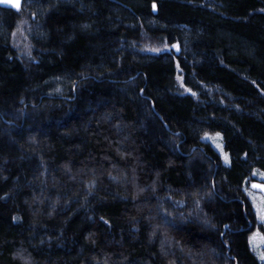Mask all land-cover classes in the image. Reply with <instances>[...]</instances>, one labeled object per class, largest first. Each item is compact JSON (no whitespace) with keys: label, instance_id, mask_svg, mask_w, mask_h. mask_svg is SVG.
Wrapping results in <instances>:
<instances>
[{"label":"trees","instance_id":"1","mask_svg":"<svg viewBox=\"0 0 264 264\" xmlns=\"http://www.w3.org/2000/svg\"><path fill=\"white\" fill-rule=\"evenodd\" d=\"M254 169L264 0L0 6V264H260Z\"/></svg>","mask_w":264,"mask_h":264},{"label":"rangeland","instance_id":"2","mask_svg":"<svg viewBox=\"0 0 264 264\" xmlns=\"http://www.w3.org/2000/svg\"><path fill=\"white\" fill-rule=\"evenodd\" d=\"M25 19H26V15L24 14L23 16H21V20H20L21 22L13 33L14 45L19 50L23 49V47L25 50L27 49L26 46L28 43L27 41L28 21L24 22ZM144 44L139 43L138 47L140 50L142 49L141 51H145L144 53L147 54L148 53L158 54L165 50H173L178 52V47L176 45H167L164 44L163 42L154 43V44H150V42H148ZM176 82H177V87L181 94L196 95L187 85H185L183 80V75L179 67H177ZM203 139L206 142L210 143L219 152L225 164L230 163V156L225 151L223 138L221 134L219 133L206 134L203 137ZM253 184L264 185V170L254 169L244 184L245 194L248 197L249 201L252 203L254 212L257 217V221L264 225V221L261 220L260 216L257 213L256 206L253 204V197H256L257 204L260 203V197L264 196V191H261L260 188L252 187ZM249 192L252 193V196L248 194ZM193 213L196 217H200V212L198 213L193 211ZM262 237H264V233L261 232L259 228L255 229L249 236V246L252 252H254L260 264H264V259H261V256L264 255V239H262Z\"/></svg>","mask_w":264,"mask_h":264},{"label":"snow or ice","instance_id":"3","mask_svg":"<svg viewBox=\"0 0 264 264\" xmlns=\"http://www.w3.org/2000/svg\"><path fill=\"white\" fill-rule=\"evenodd\" d=\"M16 8L20 7V4L17 2L14 5ZM252 187L254 188H260L261 191H264V185H259V184H253ZM250 196H252V193H248ZM253 204L256 206V210L258 215L260 216L261 220L264 221V196L260 197V203H256V197H253ZM264 239V237H262ZM261 259H264V255L261 256Z\"/></svg>","mask_w":264,"mask_h":264},{"label":"water","instance_id":"4","mask_svg":"<svg viewBox=\"0 0 264 264\" xmlns=\"http://www.w3.org/2000/svg\"><path fill=\"white\" fill-rule=\"evenodd\" d=\"M23 1L24 0H0V6L13 9L14 11H19L22 7ZM17 2L20 4L19 8L14 6Z\"/></svg>","mask_w":264,"mask_h":264}]
</instances>
